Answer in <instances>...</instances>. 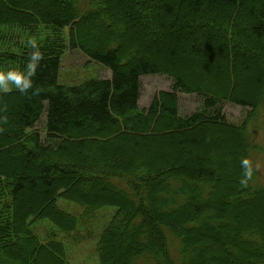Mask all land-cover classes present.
Instances as JSON below:
<instances>
[{"label": "trees", "instance_id": "trees-1", "mask_svg": "<svg viewBox=\"0 0 264 264\" xmlns=\"http://www.w3.org/2000/svg\"><path fill=\"white\" fill-rule=\"evenodd\" d=\"M261 1L123 0L115 5L114 0H0V71L24 70L33 42L43 56L31 89L21 93L10 85L0 90V116L9 120L0 139V264H68L61 234L71 233L77 241L72 232L106 207L114 211L97 244L101 264H114L110 250L115 253L119 239L134 242L119 252L124 264H228L225 258L264 264V223L258 219L264 221V206L250 211L231 237L225 225L232 219L223 211L224 199L214 200L221 184L209 163L219 137L227 133L236 135L230 145L239 151L238 158H250L247 122H229L223 106L264 108V71L252 68L245 77L237 75L251 68L252 50L264 64ZM170 23L174 33L196 28L195 37L177 35L163 47L137 50L139 35L168 39ZM92 29L97 36L89 34ZM189 39L200 65L181 62L186 54L182 42ZM68 50L81 51L111 77L61 85L62 57ZM195 68L208 73L199 76ZM213 70L221 71L217 83ZM157 74L171 79L173 88L142 108L141 78ZM181 93L199 97V110L182 115ZM44 114L43 135L36 127ZM126 139L137 150L145 142L158 149L140 162L132 156L121 163L119 148H128ZM89 146L99 149V157H86L83 148ZM185 147L196 151L194 163L171 166L161 176L154 167L156 155L162 159L161 149ZM17 164L22 172L16 173ZM31 167L38 174L29 181V190L24 178ZM242 170L238 165L236 184ZM252 180L247 187L240 184L244 199L237 202L264 199V188L254 189ZM104 186L108 194H91ZM59 198L82 206L81 215L62 210ZM40 226H45L42 233ZM244 248L250 250L243 253Z\"/></svg>", "mask_w": 264, "mask_h": 264}, {"label": "rangeland", "instance_id": "rangeland-1", "mask_svg": "<svg viewBox=\"0 0 264 264\" xmlns=\"http://www.w3.org/2000/svg\"><path fill=\"white\" fill-rule=\"evenodd\" d=\"M135 3V0H131ZM123 0H114L115 5H121ZM264 3V0L261 1ZM195 30L196 28H190L188 30H181L176 33L173 32V24L170 23V28L168 32L165 35H169L168 39H154L152 41V35L143 33L145 36L139 35V39L137 42V50L141 51L143 48L145 49H156L163 47V45L166 43V41H169L171 38H180L177 35H183V38L195 37ZM68 34V30L66 32ZM89 34L93 36H97V32L95 29L89 30ZM142 34V32H141ZM190 41H183L182 45L184 46L182 48V51L184 50L186 52L185 56L181 58V62H185L188 60L194 61V65H200L201 63L198 61L196 62V56L195 52L191 50V43L192 39H189ZM196 41V39H194ZM155 43V46L153 44ZM215 43L212 42V46H215ZM144 45V46H142ZM256 51L252 50L250 51V58L248 57V62H250L251 68L248 66L246 70L239 71L238 77H245L248 75L250 71L254 69L257 70V73H263L264 71V64H261L258 62L256 56ZM137 56V55H135ZM199 60V59H198ZM193 65V66H194ZM253 66V67H252ZM193 68V67H192ZM191 69L188 70L190 72ZM215 68V67H214ZM253 68V69H252ZM196 74L199 76L203 75L204 73H208L205 70L204 73H200L198 68H195ZM213 74L211 77H214L215 83L218 82V78L221 75V71H212ZM215 72V73H214ZM111 74L109 70H107L104 66L97 64L93 61H91L86 55H84L79 50H68L62 57V64L60 69V75H59V83L61 85L65 86H75L83 84L86 81H89L91 79H97V78H105L109 77ZM142 82V95L140 99V106L143 108H146L151 103V100L155 95H157L158 92L161 91H168L172 90L173 88V82L171 79L164 75H146L141 78ZM210 85L214 86L216 88V85L213 82H208ZM180 97V111L182 115H189L193 112L199 110V107L201 106V99L197 97L196 95H189V94H179ZM5 103V102H4ZM9 103V102H8ZM7 104V103H5ZM1 105V104H0ZM224 113L226 118L229 122L235 123L237 125H243V123L247 122V135L249 138V142L251 145L250 150V158L253 162V164H259L260 168L257 172L253 175L252 180V187L256 190L263 189L264 188V108L260 107L256 111H252L250 109H246L234 104L226 103L223 106ZM8 119L2 118L0 116V139H3L4 133L7 130V124ZM45 125H46V115L42 117L40 123L36 127V129L44 135L45 133ZM219 137V136H218ZM236 135L234 134H223L219 137V147L217 146V149H215L214 153H211L209 155V163L211 164L210 167L212 171H214L217 174L218 182H220V189H218L216 195H214V200L216 201L217 197L223 198L225 202V207L223 209L224 213H227L230 215L232 219L231 224L225 225L226 228L230 229V232H227L230 234L231 237L235 238V227L244 225L247 220L250 217L248 216V213L250 211H253L255 208H258L260 205L264 206V199L257 200V201H251V202H243L242 204L240 202H237L236 200H239V197L244 199V196H242L239 193V188H241L240 184H236V168L238 165L241 166L240 161L241 158H238L239 151L234 147L233 144L235 142ZM127 142L128 148L123 149L119 148V160L121 163H124L126 158L129 159L133 156L132 159H135V162H140L142 159H145L146 155L149 156V151L151 152L154 149H158L156 146L151 145L150 143H143L142 144V150H137L134 148L133 142L129 141V139L125 140ZM116 144V143H115ZM112 146L118 147V144ZM237 146V145H236ZM94 147L89 146L87 149L84 147L83 150L85 151L86 157L88 159L93 160L96 157H99L98 150L99 149H93ZM164 154H162V159L156 155V167L157 170L161 172V176L168 173L171 169V166L174 167H184L185 164H192L194 163L193 155H196V151H192L190 147L185 148H179L177 151L169 150L167 149H161ZM212 150V148H211ZM18 156L20 157L21 153L18 149H15L14 151ZM154 154V153H152ZM164 155V156H163ZM14 157V156H13ZM125 158V160H123ZM149 158V157H148ZM118 160V161H119ZM208 166V165H207ZM209 167V166H208ZM13 169V168H12ZM16 173L22 172L21 164H17L16 167H14ZM180 171V170H178ZM1 172H11L10 170L2 169ZM243 172V170H242ZM38 174V170L36 167H31L29 173L27 174L26 178H24V181L27 185V189L29 188V181L32 179V176H35ZM59 177V179H58ZM57 179L61 183L65 182L63 179V176L58 175ZM224 188V189H223ZM237 188V191H236ZM40 189L39 185L36 187V190ZM108 194L109 192L104 187H100L99 189H94L91 194L97 195V194ZM93 195V196H94ZM234 196V199H231V196ZM261 199V198H260ZM230 200V203H229ZM25 199H22V202H24ZM42 201V206H46V203H44V200ZM40 201V202H41ZM235 205L232 207V204L234 202ZM58 205L59 207L64 210L66 213H70L74 216H80L83 212V207L73 203L66 201L62 198L58 199ZM258 206V207H257ZM43 207V208H44ZM110 210L114 211L113 207H106L102 208L97 211L95 219L91 221H87L84 224H81L78 226L76 231L72 232V235L77 238V241L72 240L71 233L69 234H61V242H63L66 246V259L68 264H101L98 253H97V244L99 241V236L101 234V231L103 227L106 225L107 222H109L111 215H109ZM109 215V216H108ZM260 216V214H259ZM259 220L264 223L263 218H258ZM44 225H51L52 228L57 230V228L54 226V224L50 221L42 222ZM263 225V224H262ZM91 226V232H87V228ZM45 226H40V232L42 233ZM49 228V226H47ZM227 229V230H229ZM220 231V230H219ZM130 233H133V230H129ZM90 233V235H88ZM218 233L216 231L212 232L213 237L216 238V234ZM226 234V232H225ZM96 235V236H95ZM227 235V234H226ZM115 247V253L114 251L110 250L111 257L113 259L114 264H124V259L120 256L119 252H122L125 249V246L130 245L133 246L134 242L132 240L128 239H119L116 242H114ZM204 245L209 246L210 244L205 243ZM109 248V246H108ZM210 250V249H209ZM250 250V248H244V251ZM209 255H211L209 253ZM226 262L228 264H238L240 261L239 259L229 260L225 258Z\"/></svg>", "mask_w": 264, "mask_h": 264}, {"label": "clouds", "instance_id": "clouds-1", "mask_svg": "<svg viewBox=\"0 0 264 264\" xmlns=\"http://www.w3.org/2000/svg\"><path fill=\"white\" fill-rule=\"evenodd\" d=\"M32 51L28 57L26 67L22 71L8 70L7 72L0 71V90L7 91L9 86H14L21 93L27 92L33 87V77L36 74V69L39 62L43 59L42 53L38 46L33 42L31 43ZM243 169V175L240 179V184L247 187L253 175L260 168L259 164H253L249 158H243L240 161Z\"/></svg>", "mask_w": 264, "mask_h": 264}, {"label": "bare ground", "instance_id": "bare-ground-1", "mask_svg": "<svg viewBox=\"0 0 264 264\" xmlns=\"http://www.w3.org/2000/svg\"><path fill=\"white\" fill-rule=\"evenodd\" d=\"M3 95V94H2Z\"/></svg>", "mask_w": 264, "mask_h": 264}]
</instances>
